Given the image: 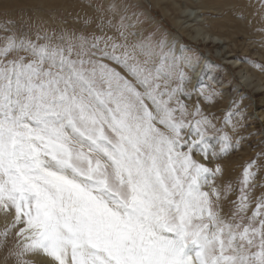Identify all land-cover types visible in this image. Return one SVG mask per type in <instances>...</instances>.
<instances>
[{
	"label": "snow or ice",
	"instance_id": "snow-or-ice-1",
	"mask_svg": "<svg viewBox=\"0 0 264 264\" xmlns=\"http://www.w3.org/2000/svg\"><path fill=\"white\" fill-rule=\"evenodd\" d=\"M120 28L122 42L95 33L62 35L66 44L56 45L28 31L3 37L0 208L14 212L15 255L42 253L52 264H264V197L246 223L225 219L212 179L221 168L193 155L226 153L231 136L210 134L216 125L198 105L189 112L181 96L191 97V77L174 60L156 59L151 42L129 43ZM251 168L237 213L249 207Z\"/></svg>",
	"mask_w": 264,
	"mask_h": 264
},
{
	"label": "rangeland",
	"instance_id": "rangeland-1",
	"mask_svg": "<svg viewBox=\"0 0 264 264\" xmlns=\"http://www.w3.org/2000/svg\"><path fill=\"white\" fill-rule=\"evenodd\" d=\"M194 2L0 0V25H6L9 29L5 31L4 27H0V46H3V37L12 35L13 30L17 35L28 31L33 40H36L37 33L41 37L47 35L51 37L50 41L41 38L38 43L52 45L66 44V40L60 37L73 33L76 36L81 33L112 36L122 42L121 23L129 43L141 40L151 42L158 53L156 59L166 55L169 62L174 60L191 77L189 87L194 89L191 97L181 96L189 105V112H194L198 105L203 115L208 116L216 125L215 129H209L210 134L219 135L221 133L218 130H221L231 136L234 147L228 152L217 157H205L202 152H194L193 155L209 167L219 165L221 168L216 177L212 178L213 186L221 193L218 201L221 215L231 220L233 214H236L234 222H239L243 215L246 223L255 210L256 202L264 197V88L256 92L254 88L247 87L237 75L238 69L231 65V60L239 59L248 64L249 71L255 70L262 77L264 85V0H203V8ZM199 18L202 24L198 22ZM192 25H202L227 37L228 40L223 39V43L226 42L223 46H232L227 53L231 57L224 59L216 47L190 37L185 28H191ZM161 40L166 41L163 48L159 47ZM104 62L116 67L118 71H124L115 62L106 59ZM197 68L201 72L196 75ZM200 89L214 95L206 98ZM228 113H232V118L225 124ZM210 143L219 152L220 145L215 141ZM249 164L252 165L250 171L256 174L245 188L250 203L245 213H237L243 173ZM204 190L208 191L209 186L205 185ZM0 210V264H22L24 260L29 261V264H45V260L36 253L23 258L15 255L19 251L21 238L16 234L18 228L10 227L14 212L2 208Z\"/></svg>",
	"mask_w": 264,
	"mask_h": 264
},
{
	"label": "bare ground",
	"instance_id": "bare-ground-1",
	"mask_svg": "<svg viewBox=\"0 0 264 264\" xmlns=\"http://www.w3.org/2000/svg\"><path fill=\"white\" fill-rule=\"evenodd\" d=\"M191 2H194V4H198V6H200L199 8H203L202 5H203V0H190ZM184 11V10H182ZM188 11V10H187ZM193 11V9H192ZM196 11V10H195ZM197 12V11H196ZM191 13V12H190ZM192 14V13H191ZM189 14V15H191ZM197 16V15H196ZM195 16V17H196ZM200 16V15H199ZM200 19V18H199ZM195 20H198L197 18ZM204 21V20H203ZM200 24H202V20L200 19L198 21ZM210 22L213 23L212 20H210ZM190 25V24H188ZM182 27V26H181ZM193 25L191 26V28H185V31H187L190 35V37H192L193 39L197 40H201L203 44H207V45H211L213 47H216L219 52H220V55H223L224 59L225 58H229L231 57L230 54H228L229 56H227V53L229 52L230 49H232V46H229L226 44V46L228 47V49H226L223 44H225L226 42L223 43V39L225 40H228L227 37H225L224 35L220 34V33H217L215 32L214 30L212 29H208V28H205L204 26L202 25H199L198 27H193ZM184 31V30H183ZM202 37V38H200ZM234 46V44H233ZM216 49V50H217ZM212 51V50H211ZM230 62V61H229ZM231 65L234 67V68H237V75H239V77L243 80L244 84L245 85H248L247 87H250L251 89L254 88V90L257 91H261L262 88H264V85L263 83L261 82L262 81V77L259 76V74L254 70L252 72L249 71V65L248 64H245L243 63L242 60H239V59H233L231 60ZM194 68V67H193ZM200 72V68H197L195 69V74L197 75L198 73ZM200 74V73H199ZM254 77H256V79H252ZM261 77V78H260ZM256 81V82H255ZM1 211V210H0ZM36 255L41 258V259H44L43 261L45 262V264H52L51 262V258L45 256L44 254L42 253H36ZM37 257V258H38ZM43 263V262H42Z\"/></svg>",
	"mask_w": 264,
	"mask_h": 264
}]
</instances>
